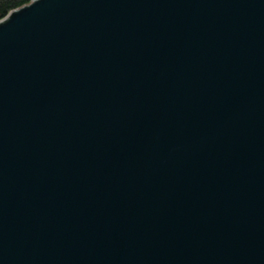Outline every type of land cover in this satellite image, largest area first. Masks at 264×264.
<instances>
[{
	"label": "water",
	"instance_id": "obj_1",
	"mask_svg": "<svg viewBox=\"0 0 264 264\" xmlns=\"http://www.w3.org/2000/svg\"><path fill=\"white\" fill-rule=\"evenodd\" d=\"M0 264H264V0L1 18Z\"/></svg>",
	"mask_w": 264,
	"mask_h": 264
},
{
	"label": "trees",
	"instance_id": "obj_2",
	"mask_svg": "<svg viewBox=\"0 0 264 264\" xmlns=\"http://www.w3.org/2000/svg\"><path fill=\"white\" fill-rule=\"evenodd\" d=\"M31 0H0V19L6 16L12 9L20 7Z\"/></svg>",
	"mask_w": 264,
	"mask_h": 264
}]
</instances>
